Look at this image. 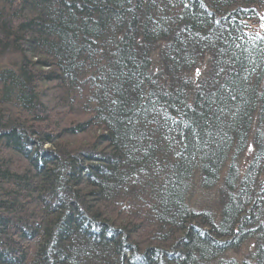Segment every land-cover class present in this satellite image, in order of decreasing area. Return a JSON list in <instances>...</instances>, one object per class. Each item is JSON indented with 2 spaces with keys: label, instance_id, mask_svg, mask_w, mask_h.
Returning <instances> with one entry per match:
<instances>
[{
  "label": "trees",
  "instance_id": "1",
  "mask_svg": "<svg viewBox=\"0 0 264 264\" xmlns=\"http://www.w3.org/2000/svg\"><path fill=\"white\" fill-rule=\"evenodd\" d=\"M263 9L0 0V264H264Z\"/></svg>",
  "mask_w": 264,
  "mask_h": 264
},
{
  "label": "rangeland",
  "instance_id": "2",
  "mask_svg": "<svg viewBox=\"0 0 264 264\" xmlns=\"http://www.w3.org/2000/svg\"><path fill=\"white\" fill-rule=\"evenodd\" d=\"M250 29L255 33V34H264V9L261 10L258 13V20L255 21L254 23H250ZM1 58V57H0ZM11 59L13 60V58L7 56V57H3L0 60V68H2V65L7 66L9 61H11ZM249 148L247 149V152L245 154V163L249 162V160L252 157L253 154V149H252V145H251V141L249 142ZM244 159V158H243ZM199 201V199H197ZM217 199H215L214 197H212L209 200H202V204L203 205H210V207L215 208L216 204H217Z\"/></svg>",
  "mask_w": 264,
  "mask_h": 264
}]
</instances>
